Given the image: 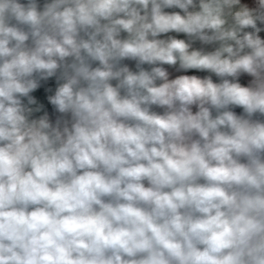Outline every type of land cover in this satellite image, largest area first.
<instances>
[{
  "label": "clouds",
  "instance_id": "9594fccd",
  "mask_svg": "<svg viewBox=\"0 0 264 264\" xmlns=\"http://www.w3.org/2000/svg\"><path fill=\"white\" fill-rule=\"evenodd\" d=\"M0 264H264V0H0Z\"/></svg>",
  "mask_w": 264,
  "mask_h": 264
},
{
  "label": "crops",
  "instance_id": "0c3cea01",
  "mask_svg": "<svg viewBox=\"0 0 264 264\" xmlns=\"http://www.w3.org/2000/svg\"><path fill=\"white\" fill-rule=\"evenodd\" d=\"M201 75H203V74H201Z\"/></svg>",
  "mask_w": 264,
  "mask_h": 264
}]
</instances>
